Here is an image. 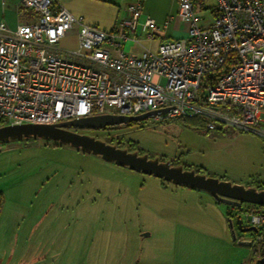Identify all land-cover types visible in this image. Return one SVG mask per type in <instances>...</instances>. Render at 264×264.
<instances>
[{"label":"rangeland","instance_id":"obj_1","mask_svg":"<svg viewBox=\"0 0 264 264\" xmlns=\"http://www.w3.org/2000/svg\"><path fill=\"white\" fill-rule=\"evenodd\" d=\"M201 1L194 13L206 26L215 1ZM143 44L154 51L157 40ZM128 46L130 53L138 50ZM59 47L74 49L76 40L67 37ZM87 131L128 152L176 159L207 177L264 184V139L253 132L207 133L151 119ZM230 208L203 190L51 140L0 143V264H252L258 252L231 241Z\"/></svg>","mask_w":264,"mask_h":264},{"label":"built area","instance_id":"obj_2","mask_svg":"<svg viewBox=\"0 0 264 264\" xmlns=\"http://www.w3.org/2000/svg\"><path fill=\"white\" fill-rule=\"evenodd\" d=\"M4 1V0H3ZM201 26L194 0H177L186 37L139 56L123 51L137 36L142 5L127 6L117 32L89 25L54 0H21L33 21L11 30L0 23V120L6 125H56L85 117L197 118L208 132L233 128L264 139V0H214ZM74 26V49L59 47ZM156 22L141 30L154 39ZM263 241L264 207L241 210Z\"/></svg>","mask_w":264,"mask_h":264},{"label":"water","instance_id":"obj_3","mask_svg":"<svg viewBox=\"0 0 264 264\" xmlns=\"http://www.w3.org/2000/svg\"><path fill=\"white\" fill-rule=\"evenodd\" d=\"M166 111V109H163L134 117L117 115L85 117L56 125H5L0 127V143H8L12 140L24 138L51 140L58 145L70 146L83 153L92 154L105 162L113 163L118 167L127 168L133 172L153 176L176 186L203 190L214 198L217 203L228 205L236 210L235 226L239 233H257L255 227H243L244 221L239 212L245 204L264 206V189H258L255 186L245 187L217 178L207 177L206 175L196 173L194 170H184L182 165L172 166L170 161L161 162L159 158H148L146 154L138 155L137 152H128L127 149L107 144L100 139H96L94 136L78 134L72 131L73 129L102 130L122 124L138 123ZM230 231L233 242H236L240 246H252V240L237 238L231 219ZM255 264H264V257L258 259Z\"/></svg>","mask_w":264,"mask_h":264},{"label":"crops","instance_id":"obj_4","mask_svg":"<svg viewBox=\"0 0 264 264\" xmlns=\"http://www.w3.org/2000/svg\"><path fill=\"white\" fill-rule=\"evenodd\" d=\"M20 1L21 0H0V23L5 24L6 27L11 30L15 29L20 24L33 21L34 18L30 12L19 9ZM136 2H140L142 5V13L139 18V28L137 30V36L140 38L141 45L126 41L122 45L124 52L128 44H130V47L132 46V48H137L138 50L131 53L126 51V53L139 56L143 52V49L153 51L146 48L143 42L157 40V49L158 45L162 42L186 37V28L178 15L177 0H54L56 5L65 8L76 17L83 18L85 23L99 27L108 32H117L119 30V24L126 17L127 6ZM197 3L201 4L200 6L202 7L204 6L201 0H194L195 9H197ZM211 13L212 16L208 25L212 23L215 17L214 8L211 10ZM148 17L153 19L160 28L159 31L154 34L153 40L148 39L146 36L147 32L141 30V25ZM201 26L205 27V25ZM77 33L78 27L74 26L65 38L72 36L77 40ZM229 212L231 216L235 218L237 213L236 210L231 207ZM233 243L238 245L236 242ZM249 248L252 249L251 251L254 255V248L252 246ZM26 250L29 253L30 247H27ZM39 263V259H31L27 264Z\"/></svg>","mask_w":264,"mask_h":264},{"label":"flooded vegetation","instance_id":"obj_5","mask_svg":"<svg viewBox=\"0 0 264 264\" xmlns=\"http://www.w3.org/2000/svg\"><path fill=\"white\" fill-rule=\"evenodd\" d=\"M72 131H74V132H76V133H78V134H85V135L93 136L92 134H90V133H91L90 131H87V130H85V129H77V130H72ZM89 132H90V133H89ZM94 137H95V136H94ZM95 138L97 139V137H95ZM174 161H175V163H172V162L170 161L172 166H176V165H178V164L181 165V164L178 162V160L174 159ZM183 169H184V170H191V169H186L184 166H183ZM246 208H251V205H246V204L243 205L242 210H245ZM241 212H242V211L239 212L240 215H241ZM241 216H242V215H241ZM243 227H244V228H248V227H250V226H248L247 224L244 223V224H243ZM235 230H236L235 232H236V235H237V238H238V239H241V238H247V239L252 240V247L254 248L255 252H258V257L254 259V261H253L252 264H255V262H256L258 259L264 257V252H262V251H264V237H263V241H262V242L257 243V242H256V241H257V238H258L257 233H246V234H242V233H239V232H238L236 226H235Z\"/></svg>","mask_w":264,"mask_h":264},{"label":"trees","instance_id":"obj_6","mask_svg":"<svg viewBox=\"0 0 264 264\" xmlns=\"http://www.w3.org/2000/svg\"><path fill=\"white\" fill-rule=\"evenodd\" d=\"M174 120L177 121L178 123L182 124L185 127H193V128H196V129L200 128V130H203V131L209 133L208 131H206L202 127L201 121L199 119H197V118H177V119H174ZM0 122H2V125H0V126H5V122L4 121L0 120ZM131 124H135V123H131ZM116 146H117V144H116ZM255 187L258 188V189H264V184L257 185ZM260 207H264V206H260ZM262 235L264 237V228L262 229Z\"/></svg>","mask_w":264,"mask_h":264}]
</instances>
